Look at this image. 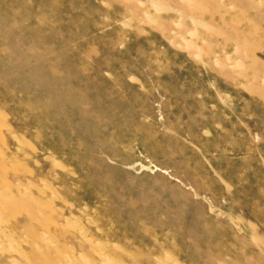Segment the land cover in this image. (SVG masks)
Masks as SVG:
<instances>
[{
    "label": "rangeland",
    "instance_id": "374dc122",
    "mask_svg": "<svg viewBox=\"0 0 264 264\" xmlns=\"http://www.w3.org/2000/svg\"><path fill=\"white\" fill-rule=\"evenodd\" d=\"M0 264H264V0H0Z\"/></svg>",
    "mask_w": 264,
    "mask_h": 264
},
{
    "label": "bare ground",
    "instance_id": "6f19581e",
    "mask_svg": "<svg viewBox=\"0 0 264 264\" xmlns=\"http://www.w3.org/2000/svg\"><path fill=\"white\" fill-rule=\"evenodd\" d=\"M188 2H193V0H187ZM213 1V0H212ZM215 2V1H214ZM220 2V1H219ZM153 6H155V8H159L160 6H161V3L160 4H158L157 2H154V4H153ZM221 7V6H220ZM229 7V6H228ZM160 8H162V7H160ZM202 18V17H201ZM191 19H192V17H191ZM202 20V19H201ZM198 21V20H197ZM200 24V23H199Z\"/></svg>",
    "mask_w": 264,
    "mask_h": 264
}]
</instances>
